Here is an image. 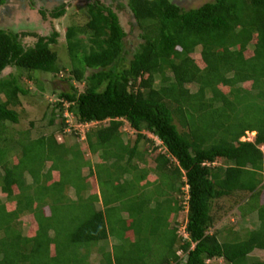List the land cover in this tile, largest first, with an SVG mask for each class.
I'll use <instances>...</instances> for the list:
<instances>
[{
    "label": "trees",
    "instance_id": "16d2710c",
    "mask_svg": "<svg viewBox=\"0 0 264 264\" xmlns=\"http://www.w3.org/2000/svg\"><path fill=\"white\" fill-rule=\"evenodd\" d=\"M65 5L59 4L50 14L62 16ZM113 8L128 10L143 30V41L126 62V32ZM82 10L87 16L84 24L66 28L71 76L56 105L61 115L64 109L70 111L77 123L107 120L86 132L88 149L99 158L96 163L85 160L77 144L58 142L52 133L30 139L24 131L25 141L31 147L40 144L44 152L40 169L29 168L33 176L27 183L23 174L28 164L23 165V160L30 163L38 157H28L31 148L22 144L8 165L7 147L0 146V191L11 203L8 209L0 200V264H90L97 244L99 264H218L214 258L225 264H264V259L249 256L254 249L264 251L260 148L264 144V0H211L189 9L172 0H109L86 3ZM19 35L0 28V142L4 144L6 122L18 121L15 107L26 90L15 73L2 76V71L9 67L59 71L57 52L50 46L57 32L39 36L28 47ZM196 50L201 64L192 56ZM72 79L82 82L83 90ZM126 126L135 133L132 144L122 139ZM145 132L156 136L164 150L157 151ZM247 132H254L253 140H241ZM141 140L148 142L143 150L138 149ZM148 153L154 167L145 165ZM63 155L84 165L79 186L62 181L53 160ZM45 160L51 164L44 172ZM107 177L121 187L117 191L134 186L140 198L138 204L126 207L127 218L119 215L120 227L107 222L108 211L117 207L116 197H103L102 208L84 203V217L73 227L53 219L61 210L83 207L79 203L83 191L93 187L85 196L97 197L94 180ZM152 185H159L162 193L153 195ZM24 188L38 191L27 195ZM238 194H245L238 203L242 215L248 214L242 209L248 200L255 201L249 213L256 215L257 226L246 229L241 238H223L217 229L209 232L211 203ZM53 202L61 206L53 207ZM48 204L52 208L46 214ZM163 206L166 213L159 211ZM147 212L153 214L151 223L161 225L159 235L155 223L141 235L137 225ZM179 213H184L183 231L178 229ZM25 215H32L34 223L24 231L20 218ZM109 237L114 242L108 249ZM150 239L162 246L159 259L150 256Z\"/></svg>",
    "mask_w": 264,
    "mask_h": 264
},
{
    "label": "rangeland",
    "instance_id": "374dc122",
    "mask_svg": "<svg viewBox=\"0 0 264 264\" xmlns=\"http://www.w3.org/2000/svg\"><path fill=\"white\" fill-rule=\"evenodd\" d=\"M60 0H54V4L51 3V5H57V3ZM62 1V0H61ZM99 1L101 3L108 4L109 0H70L68 2L67 7H65V12L62 16L55 18L53 17L49 11L44 12L43 14H40L39 12H36L34 10L27 11V14L29 13L31 18L28 19L25 16H14L7 14H1L0 15V28L9 30L14 33H18L21 43L24 45V47L32 46L37 38L39 36L41 37H49L54 32H57V35L55 36V42L51 43L50 46L52 49H55L58 55L57 58V65L59 67L58 72H43V71H26V70H17L15 67H9L2 71V76L7 75L8 73H15L18 77V83L26 90L25 94H20V105L16 106L15 108L18 111V121L16 123H12L7 121L6 125V131L3 133L2 137L6 138L5 144L0 142V146L6 145V153L5 157L8 160V165L12 161H14V155L16 152H19L21 149L22 144L26 145V148H31L30 152L28 153V157H38L37 159L29 161L23 160L25 157H21L23 160V165H27L28 169H25L24 178L26 179L27 183L32 182L31 173L28 172L29 168L35 169V171H38L41 167V159H39L41 156H43V148L40 144L34 143L31 144L28 143V141H25L27 138L23 136V132H28V137L30 139H34L39 137L40 135H50V133L53 134L54 138L58 142H64L67 145H73L77 144L80 147V150L82 152V157L84 159L91 161V163H96L98 161V153H91L87 146L86 141V132L90 131L92 132L95 127H99L100 125L107 124V120H104L103 122H90L88 124H78L76 121H74L72 115H70L69 111H66L63 116L59 113V108L57 107L56 103L61 101V99L58 97V93L61 90L67 89L69 86L67 84V77H70V59L67 54V48H66V39H65V32L67 26L73 24V25H83L86 21L87 16L83 14V8L86 3ZM125 3V0H121ZM173 2L177 3L180 7L184 9H189L190 7H196L201 5L202 3L206 1L211 0H172ZM44 8L46 5H43ZM47 6H50V4H47ZM54 7V6H53ZM47 9V8H46ZM82 10V12H81ZM113 10L117 13L119 22L126 32L125 37V48L128 49V53L126 55L125 62L132 56L133 51L137 48L138 44L143 41V38L140 36L142 30V27L131 17V14L128 12V10H117L113 8ZM20 15V14H19ZM17 17V18H16ZM145 24V23H144ZM22 32L25 34L23 35ZM85 34L79 33V37H81L83 40H86ZM198 50L192 56H194L197 60L198 64H201ZM90 70H86V74ZM29 75V77H28ZM71 83H73L79 91L83 90V83H79L75 81L74 79L71 80ZM191 89L193 90L196 88V86H191ZM248 100H251L248 99ZM66 106V104H65ZM240 107V105H239ZM64 112V111H62ZM64 118V121H62V118ZM49 120H52L51 123H49ZM63 123H66L63 126ZM63 126V127H62ZM62 127V128H61ZM147 138H152L154 140V144L158 146L157 151H163L164 148L160 143V140L154 136L153 134L149 132H145ZM254 133L247 132L245 136L241 137L242 140H253ZM135 133L128 128V126L125 127V130L122 134L123 141H129V143H133ZM20 138V139H19ZM148 142L145 140H141L138 144V149L143 150L145 147H147ZM263 154H264V145L260 146ZM4 150V149H3ZM27 157V158H28ZM47 159V158H46ZM55 162V166L57 164V169L60 170V174L62 175V181L68 182L72 181L76 186H79V183L77 182L79 178V174H81V169L84 165L78 166V162L72 160L70 161L69 155L61 156L59 159L53 160ZM146 166H152L154 167V163L152 160V155L148 153L146 156ZM222 165L224 163L220 162ZM51 161L45 160L42 166V170L45 172L47 168L50 166ZM93 165V164H92ZM54 166V168H55ZM104 170V169H103ZM84 171H87V168H84ZM3 173L2 167H0V175ZM111 177H107L106 180L103 178L102 180L98 181L97 179L94 180L97 188V197L94 198H88V196H85L90 192L94 190L93 187L86 191L84 194V191L82 192L83 198L85 200L82 202H79L82 204L83 207L77 209L75 208L72 212H61L53 215V219L55 221H67L66 226L67 227H73L77 224V221L83 219L85 214V208L86 204L88 205L95 204L97 208L101 207V199L105 197L106 199H111L113 197H116L117 201L114 209H110L108 211V223L112 224V226L115 228L117 225H119L117 219L119 218V215H123V217L127 218V211L126 207H130V205H136L138 204L140 198H138L136 194V188L134 186H125L124 189L120 191L121 187H116L115 183L110 180ZM261 183L264 185V174H262ZM155 186V187H154ZM152 185L149 190L152 191L153 195H159L161 192V188L159 185ZM162 187V186H161ZM33 188V187H32ZM32 188H24V192L30 195H32L35 191H38V189H32ZM53 186L50 185L49 189L52 190ZM49 189H47L46 194L44 195L45 198L46 195L50 193ZM13 192L17 193V189L13 187ZM71 198L74 199V193L72 187L69 190ZM148 191H146L147 193ZM162 193V192H161ZM38 194V192H37ZM148 194V193H147ZM157 195V196H158ZM245 195V194H244ZM243 194H238L236 197L231 198H222L219 200H214L211 203V210L210 214L212 216V222L213 224L209 227L208 231L213 232L215 229L221 230V236L226 239H231L234 237L241 238L244 235V232L246 229L254 228L257 226L258 221L256 220V215L253 213V208L256 206V203L253 199H249L246 205L243 206V212L248 213L246 215H242L240 210L238 209V203L243 198ZM156 196V197H157ZM137 197V198H136ZM54 199V197H52ZM138 199V200H137ZM0 200L1 202H4L6 204V207L10 209L11 203L7 201L6 196L3 192L0 191ZM66 203V202H64ZM44 207V211L46 214L49 213L48 208H52V206L60 205L53 202L52 206ZM114 205V204H113ZM165 206V205H164ZM162 207L159 211L166 213V207ZM72 208V207H71ZM102 208V207H101ZM1 209V208H0ZM60 210V209H57ZM144 211H146L144 209ZM143 211V212H144ZM152 213H145L141 214L142 223L137 225V227L141 228V235L144 237L145 234H148L149 229L151 227H154V223H151V216ZM183 217L184 213L177 216L178 220L181 221L178 225V229L180 231H183L184 223H183ZM137 218V217H136ZM139 218V217H138ZM21 221H23V230L28 229L29 224H31V227L34 223V218L32 215L30 216H22L20 218ZM137 223V221H136ZM135 223V224H136ZM156 224V223H155ZM155 229H158V232L156 233L159 235L161 232V225L156 224ZM120 227V225H119ZM233 228V230H231ZM233 231V232H231ZM235 235V236H234ZM234 236V237H233ZM114 242L113 238H108V249ZM149 246L151 247V253L150 256L153 259H159L160 258V252H162V246L160 242H155L153 239L149 240ZM117 244V242H116ZM100 244L96 245L95 248L91 250V254L89 257L90 264H99L100 260V252H98V247ZM105 249H107L105 247ZM249 256L251 257H257L264 259V251L261 249H254L250 252ZM212 261L217 262L218 264H225V260L222 258H214Z\"/></svg>",
    "mask_w": 264,
    "mask_h": 264
},
{
    "label": "flooded vegetation",
    "instance_id": "af4514ba",
    "mask_svg": "<svg viewBox=\"0 0 264 264\" xmlns=\"http://www.w3.org/2000/svg\"><path fill=\"white\" fill-rule=\"evenodd\" d=\"M69 1L70 0H60L57 3H65V7H67ZM52 2H54V0H2L0 1V15L7 14L8 16H16L18 13V17L25 16L27 18L29 16L31 18L30 14H27V11L34 10L40 14L47 11L52 12L53 9L59 5H51ZM47 4H50V6H47ZM43 5H46V7L44 8ZM29 17L28 19H30Z\"/></svg>",
    "mask_w": 264,
    "mask_h": 264
},
{
    "label": "clouds",
    "instance_id": "9594fccd",
    "mask_svg": "<svg viewBox=\"0 0 264 264\" xmlns=\"http://www.w3.org/2000/svg\"><path fill=\"white\" fill-rule=\"evenodd\" d=\"M197 7V6H196ZM66 104V106H67V103H65ZM64 112H62L63 113V116H67L66 114L64 115V113L66 112V111H68V110H66V109H64L63 110ZM70 112V111H69ZM70 115H72V117H73V114L70 112ZM78 124H82V123H78ZM84 124H88V123H84ZM241 140H242V138H241ZM244 140V139H243ZM264 145V144H263ZM183 189L185 190H187V185H185L184 187H183ZM185 234V236H186V233H184Z\"/></svg>",
    "mask_w": 264,
    "mask_h": 264
},
{
    "label": "bare ground",
    "instance_id": "6f19581e",
    "mask_svg": "<svg viewBox=\"0 0 264 264\" xmlns=\"http://www.w3.org/2000/svg\"><path fill=\"white\" fill-rule=\"evenodd\" d=\"M252 133V132H251ZM254 133V132H253Z\"/></svg>",
    "mask_w": 264,
    "mask_h": 264
}]
</instances>
